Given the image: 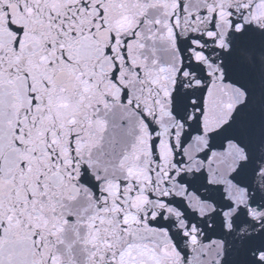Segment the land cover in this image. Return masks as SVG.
<instances>
[{
    "label": "snow or ice",
    "instance_id": "obj_1",
    "mask_svg": "<svg viewBox=\"0 0 264 264\" xmlns=\"http://www.w3.org/2000/svg\"><path fill=\"white\" fill-rule=\"evenodd\" d=\"M0 264H264V0H0Z\"/></svg>",
    "mask_w": 264,
    "mask_h": 264
},
{
    "label": "water",
    "instance_id": "obj_2",
    "mask_svg": "<svg viewBox=\"0 0 264 264\" xmlns=\"http://www.w3.org/2000/svg\"><path fill=\"white\" fill-rule=\"evenodd\" d=\"M260 58L258 57V60H259Z\"/></svg>",
    "mask_w": 264,
    "mask_h": 264
}]
</instances>
